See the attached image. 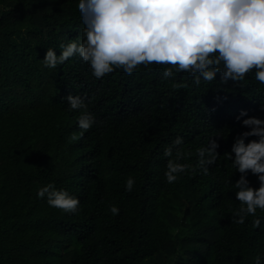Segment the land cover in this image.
Listing matches in <instances>:
<instances>
[{
    "label": "trees",
    "instance_id": "trees-1",
    "mask_svg": "<svg viewBox=\"0 0 264 264\" xmlns=\"http://www.w3.org/2000/svg\"><path fill=\"white\" fill-rule=\"evenodd\" d=\"M84 27L78 0H0V264H255L257 256L264 264V211L233 222L241 173L228 155L249 130L241 121L264 119L255 70L226 84L217 72L197 86L175 69L164 79L167 66L155 63L100 79L79 54L43 65L48 48L59 55L61 44L84 39ZM180 83L188 86L173 87ZM70 94L96 118L83 135L85 110L70 108ZM212 138L220 155L205 175L197 150ZM177 149L193 167L169 184ZM246 179L260 186L251 171ZM49 184L77 197L78 210L38 197Z\"/></svg>",
    "mask_w": 264,
    "mask_h": 264
},
{
    "label": "clouds",
    "instance_id": "clouds-1",
    "mask_svg": "<svg viewBox=\"0 0 264 264\" xmlns=\"http://www.w3.org/2000/svg\"><path fill=\"white\" fill-rule=\"evenodd\" d=\"M78 10L85 25L84 39L61 44L60 54L48 48L43 65L55 69L70 57L79 54L90 65L92 74L100 79L116 68L132 74L140 65H166L164 79L176 72L193 75L197 86L201 79L215 80L221 73V82L242 81L255 70V79L264 84V0H78ZM186 83L174 84V88L187 87ZM70 108L84 109L78 119L83 132L96 123L95 116L87 111V104L81 96L66 97ZM264 107V105H262ZM247 116L242 109L236 117ZM249 130L240 133L228 152L235 169L241 173L234 183L235 196L241 204L233 213V222L243 224L249 215L255 216L259 208L264 211V119L249 116L241 121ZM258 137L245 142L248 137ZM76 139V136H72ZM177 137L173 145H181ZM219 147L210 139L207 147L200 148L198 163L206 175L208 166L216 163ZM234 153V158L232 156ZM173 148L164 151L165 157H172ZM185 153L176 150V159H168L165 177L167 183H174L179 173L186 172L192 165L178 161ZM258 176L260 186H249L246 173ZM135 181L129 177L125 190L131 192ZM38 197H47L49 206L65 213L78 210L80 201L64 190H56L51 184L42 187ZM113 215L119 213L112 205ZM260 226V219L253 222ZM255 264H261L256 257Z\"/></svg>",
    "mask_w": 264,
    "mask_h": 264
}]
</instances>
